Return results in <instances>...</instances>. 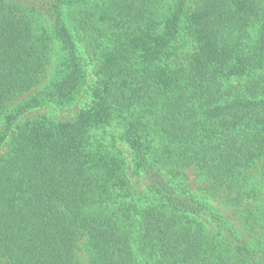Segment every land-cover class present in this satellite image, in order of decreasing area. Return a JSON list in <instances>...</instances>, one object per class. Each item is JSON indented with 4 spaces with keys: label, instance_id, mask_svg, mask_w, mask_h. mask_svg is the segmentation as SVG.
Instances as JSON below:
<instances>
[{
    "label": "trees",
    "instance_id": "16d2710c",
    "mask_svg": "<svg viewBox=\"0 0 264 264\" xmlns=\"http://www.w3.org/2000/svg\"><path fill=\"white\" fill-rule=\"evenodd\" d=\"M0 264H264V0H0Z\"/></svg>",
    "mask_w": 264,
    "mask_h": 264
},
{
    "label": "rangeland",
    "instance_id": "374dc122",
    "mask_svg": "<svg viewBox=\"0 0 264 264\" xmlns=\"http://www.w3.org/2000/svg\"><path fill=\"white\" fill-rule=\"evenodd\" d=\"M79 102L80 101H77L74 105L68 108H58L54 105L46 106L43 108H37L31 111L30 114L36 115V114L47 113L51 117L59 119V120H71L75 116V114L78 112L80 107L82 106V103H79ZM188 174H189L191 184L196 186V181L194 179V173L192 169L188 170Z\"/></svg>",
    "mask_w": 264,
    "mask_h": 264
}]
</instances>
